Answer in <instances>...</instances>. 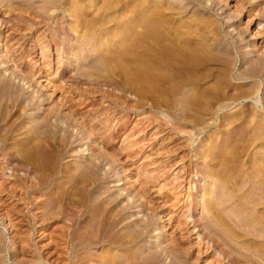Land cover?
<instances>
[{
    "label": "rangeland",
    "instance_id": "rangeland-1",
    "mask_svg": "<svg viewBox=\"0 0 264 264\" xmlns=\"http://www.w3.org/2000/svg\"><path fill=\"white\" fill-rule=\"evenodd\" d=\"M63 1L0 0V60H5V56L7 58L5 63H0V77L6 76L20 89L17 94L21 96V106L13 107L12 110L6 107L5 99L1 101L5 105H0V126L13 132L10 153L15 162L33 160L38 163V167L43 168L42 173L47 174L46 177L59 169L53 182L50 181V190L29 192L25 197L22 196V188L27 186L28 181L15 178L16 190L14 196H10L6 187L8 182L3 177L8 169L0 170V178L6 180L0 184V264H65L66 255L59 259L50 252L52 249L47 246L46 226L41 227V220L32 218L33 212L38 213L34 204L42 201L46 205L48 201L56 200L53 198L55 195L59 200L55 204L56 209L63 208L65 203L74 210H80L78 220H60V224L70 226L72 234L69 237L73 249H79L78 257L89 256L94 262L107 264L104 260L111 253L121 264H127L123 257L139 251L138 258H133L137 262L139 257L152 251L143 245L148 240L163 252L162 257L165 259H161L162 262L176 258L169 248L178 243L177 248L182 250V254H179L184 261L179 264H204L206 259L209 262L214 260L217 251L206 252L202 244H197V234H193L192 229L193 224H198L208 237L213 235L218 240L226 229L229 233L231 229L241 232H235V237L226 234L223 238L230 241L232 252L237 258L244 261L249 256L248 263L258 264V255L250 253V248L254 249L252 243L248 245L247 236L236 225H243L239 222L243 215L250 217L255 209H261V205L253 204L255 202L246 196L251 191L248 181L253 178L248 175L254 169L253 162L260 161L264 153V138L254 139L256 141L253 140V143L250 141L257 133L256 127L264 125V108L263 112L256 111L252 100L246 97L258 92L264 104V68L262 73L256 74L248 62L249 56L254 61H262L264 66V0H201L203 3H212L214 8L209 10L199 3H189V0H171L186 5L183 19L196 17L204 21L200 22L202 27L197 25L201 28V34H204V38L198 41L213 46L204 52L205 60L201 59L198 66L190 70L191 76H195L196 80L199 77L200 80L197 82L190 76L189 82L178 86L177 98L190 92L196 82L208 89L209 93L208 97H203L195 108L188 109L183 115L175 110L183 106L177 98L157 101L153 77L150 83L128 84L122 80L124 68L121 66L129 65L130 59L128 62L127 58H133V51L128 50L127 53L121 49L133 36L128 35L126 28H119L123 32L121 36L109 34V29L119 24L117 21H107L112 17L111 14L114 17L122 14L120 5L110 9L105 4L107 0ZM128 2L132 4L133 0L126 4ZM144 2L146 4L143 6L149 2L154 7V0ZM70 9L80 10V13L76 14L75 11L69 15ZM94 18L98 19L94 26L83 24V21L91 22ZM117 18L120 20V16ZM247 22L248 26L245 25ZM258 22H261L263 29L261 34L254 36ZM234 40H237V44L233 43ZM42 46L50 52L41 53ZM55 47H60V51L55 53ZM134 51L140 57H149L148 50ZM57 57H60L61 62L56 64ZM150 61L152 65L154 61ZM132 66L135 65L132 63ZM212 89L222 90L224 97L231 98L229 102H236L217 114L213 113L218 98L215 93L211 94L214 92ZM244 96L245 99L240 102L239 99ZM71 108H78L82 117L77 115L72 119L69 114ZM49 113L50 121L57 123V133L50 135L54 140L52 142L61 141L66 135L65 130H68V138L64 144L60 142L63 144L61 149L49 144L32 148V144L25 139L26 133ZM20 126L22 128L17 129ZM82 164H97L93 179L88 175L89 179L85 177L86 180L75 181L72 178L71 175L78 173V167ZM230 192L235 194L233 197L237 195L234 200L240 201L236 204L233 199V202L229 198L228 201ZM37 194L40 197L38 199ZM191 197L202 199L199 205L197 202L192 203L190 208L194 223L180 216L181 211H187L184 206ZM206 201L214 202L211 206L215 205L219 209L224 224L211 221V211L208 209L211 206ZM239 202L245 205L244 210L232 209ZM111 208L115 213L122 210L125 217V226H117L116 234L139 228L147 219L152 222V230L131 246L108 245L98 237L85 242L82 237L86 229L90 228L92 234L99 235L100 230L107 228L106 225L104 228L99 226V222L106 210ZM258 211L254 215L257 216ZM82 223L85 226L82 227ZM207 224L213 225L212 230ZM242 245L249 246V249ZM168 251L170 254H167ZM208 261L205 264H213Z\"/></svg>",
    "mask_w": 264,
    "mask_h": 264
},
{
    "label": "bare ground",
    "instance_id": "bare-ground-1",
    "mask_svg": "<svg viewBox=\"0 0 264 264\" xmlns=\"http://www.w3.org/2000/svg\"><path fill=\"white\" fill-rule=\"evenodd\" d=\"M48 1L50 2V1H56V0H48ZM60 1H62V0H58V2H60ZM64 1H66V0H64ZM77 1L78 0H69V2H71V3H73V2L77 3ZM127 1H129V0H107V2H105V4L110 9L112 7H113L112 9H114V6H117V5H120V9H122V12L120 11L122 14L118 15V16H120V20L117 18L118 16L114 17L113 14H111L109 12L112 17L109 18L107 21L110 22V23L111 22L114 23V22L117 21L116 22L117 25L119 24L116 28H113L112 30L109 29V34L110 33L111 34L112 33L113 34H118V35L120 34V36H121V35H123V32L119 31L120 30L119 28H126L128 30V35L132 34L131 36H133L132 38L130 37L131 38L130 42H128L125 46L122 45L123 49H121V50H125V52L127 51V53H128V50H130V51L132 50L133 51V53H132L133 54L132 55L133 58L132 57L131 58H127L128 62H129V59H130V62L128 63L129 65L126 66L127 65L126 64L125 65L126 67L121 66V67L124 68L123 69V72H124L123 75L124 76L122 75L124 78H122V80H124L128 84H133V83L139 84L138 82H140V83L141 82L142 83H144V82L150 83L153 80V79L151 80V77H153L154 78V97L157 99V101H159V102H164L166 100L167 101L168 100L172 101L173 99L177 98V94L179 93V89H180L178 87L179 84H182L183 82H186V81L187 82L190 81L189 78L191 76V74H190V70H192L191 68L193 66H195V67L198 66L197 63L201 59H203V57L206 58V56H204V55H206L205 54L206 51H209L210 49L213 48V46L211 44H207L206 43V45H205V44H201L202 42L198 41V39L204 38V36H202L203 33L201 34L202 31H201V28H200V27H202L200 22L204 23V21H201L200 18L196 19V17L195 18L191 17L188 20L183 19L184 15H182V14H184V12L186 11V5L182 4V2H180V1H172L171 2V0H168V1L167 0H154V7H152L149 4V2H147V4H148L147 6L145 5L146 7L143 6L144 4H146L144 2V0L143 1H141V0H135L134 1L133 0L132 4L129 3V2H128V4H126ZM169 1H170V3H169ZM89 2H90V0H89ZM189 3H192V4L199 3L200 5L204 6L203 7L204 9H208V10H209V8L210 9L214 8V6H212V3L208 4L207 1L203 3L201 0H189ZM105 4H103V5H105ZM75 11L77 12L76 14L80 13V10L70 9V14L69 15L74 14L73 12H75ZM118 12H119V10H118ZM260 13H262V12H260ZM106 19H107V17H106ZM97 21H98V19L94 18V20H91V22L83 21V24L84 25H89V26L90 25L94 26ZM258 24L259 25L255 28V31H254V34H253L254 36H257L258 34H261V30L263 29L262 28L263 26H262L261 22H258ZM197 25H199L200 27H198ZM221 25H223V23H221ZM221 25L219 24V26H218L219 29L221 28ZM245 25L248 26V22ZM206 26L207 25H205V27ZM62 32H63V30H62ZM77 32L75 31V33H77ZM233 43L237 44V40H234ZM44 47L42 46L41 53H46L47 52V54H48V52H50V51L46 50L47 48H44ZM59 48L55 47V49H56L55 53L60 51ZM138 49L148 50L150 52V53H147V55L149 57L148 58H143V57L138 56L137 53L134 51V50H138ZM263 49H264V45H263ZM59 53H61V52H59ZM123 55H122V57L125 58L124 57L125 55L124 56ZM117 57H119V56H117ZM59 58L58 57L56 58V64L60 61ZM205 58L203 60H205ZM248 58H249L248 62L250 64L251 70L253 69L254 73H256V74L262 73L263 72V68H264L262 61L259 62V61H256V59L254 61V59L252 58L253 59L252 60L249 56H248ZM4 59L5 60H3V61L0 60V63H5L7 61L6 56H5ZM150 60H153L154 64L152 63V65H150L151 64ZM258 60H260V59H258ZM120 61H121V59H120ZM130 63H131V66H132V63L135 66L131 67ZM47 65H49V64H47ZM55 71L57 72L58 70L56 69ZM249 73H251V72H249ZM242 76H244V78H246V77L248 78V76H246L244 74H242ZM192 77L193 76H191V78ZM194 77H193V79H194ZM194 80H196V79H194ZM198 80H200L199 77H198V79L196 81L198 82ZM197 82L195 83V85L193 86V88L191 89L190 92L188 91L187 93H184V91H183L184 96L181 93V95L183 97L182 98H177V100L180 101L183 106L181 108L179 107V109L175 108V110H178V112L181 115L186 113L188 111V109H193V107L198 103V101H202L201 99L209 94L207 92L208 89L207 90L204 89L202 87V85L200 83H197ZM70 85H72V83ZM73 85H74V82H73ZM19 90H18V87H15L14 84H12L6 78V76L0 77V105H5L6 104V107L7 108L9 107L10 110H12L13 107L19 108L21 106V96L19 94H17V91H19ZM212 93H215L214 95L218 98V102L216 100V102H217L216 107H215L214 110H212L213 113H215V114H217L218 111L224 110L227 107H229L232 103L236 102V100H232V102H229L231 100V98L229 99V96L226 97V95L224 97V94H223L224 92H222V90L220 91V89L219 90L216 89L214 92H211V94ZM230 97H232V95ZM246 98H249V99L252 100L253 108L256 111L260 110L261 112H263L264 104H263V102L261 100V97L259 98L258 92L254 96H248ZM3 99L6 100L5 101L6 103L4 102L5 104H2ZM243 99H245V96H244V98L239 99V101L241 102V100H243ZM30 101L32 103L33 99H31ZM31 103L28 104L29 107H30ZM81 103L82 102H80L79 104H81ZM174 104H176V103H174ZM75 105H77V104H75ZM1 108L3 109V106ZM196 109H198V108H196ZM69 114H70V116H72L71 117L72 119H75L74 118L75 116H77V115L79 116L80 115L78 113V108L77 109L71 108V111H70ZM81 115H80V117H82ZM49 116H50V113L46 114L44 119H43V121L41 123H39L38 125L34 126L31 129H29V133L26 131L27 133H26V138L25 139L27 140L28 143L32 144V148L33 147L35 149L37 147L42 148L46 144H49V146H54L55 145L54 147L55 148H59V149L63 148V144H64L63 142L68 138V130H65L66 135L64 136V138L61 139L63 144L60 143L61 141H59V140H58L59 142L55 141V144H54L52 142V141H54L52 139V136L54 134H52V133H55V134L57 133V130H56L57 129V123L51 122ZM23 120H24V117H23ZM258 125L259 124H257V126ZM20 128H22V126L18 127L17 129H20ZM65 128H66V126H65ZM256 128H257V133H255L256 135L252 134L253 137H251V140H250L252 143H253L254 139L258 140L257 138H260V139L264 138V125L261 124V125H259ZM66 129H68V128H66ZM92 129H93V127H92ZM51 134H52V136H50ZM12 138H13V132L11 130L5 129L3 126H0V162H1V165H2V167L0 166V170L8 169L7 172L3 173L5 175L3 177H6L5 179L8 182V185L6 187H7L8 191H10L9 195L10 196H12V195L14 196V192L16 190L15 189L16 183L14 182L15 178L26 179L28 181L27 186H25V187L22 186L23 188L21 187L23 189V192H22L23 195L21 194L22 196L26 195L29 192H41L42 190L47 189L48 187H50L51 186V184H50L51 182L50 181L53 180L54 175L56 174V171L59 170V169H57V170L55 169L54 172L52 170L53 173H51V175L46 177L47 174L45 173L46 175H43V173H42L43 172V170H42L43 168L41 169L40 167H38L36 165L38 163L33 162V160L32 161H26V162L24 161V163L23 162L18 163L19 161L15 162L13 154L10 153L11 152V148L13 147L12 146L13 143L10 142V139H12ZM256 140H254V141H256ZM19 141H21V140H19ZM40 146H42V147H40ZM262 152H264V151H262ZM262 154H263V156L262 157L259 156L260 158L256 156L257 158H259L260 161H254L255 163L253 162L254 169L252 168V172L249 173V175H248V177L251 176L253 178L251 181H248L251 184V187H250L251 191L248 194L246 193L248 195V197L246 196V198L249 199L250 201L255 202L253 204L261 205V207H260L261 209H259V211L257 209H255V211H258L257 214L260 215V216H258V215L256 216V214L254 215L255 211L253 210L254 213L252 214L250 212L251 213L250 217H245L243 215V217L239 218V222H241V224H243L241 226L242 227L244 226V228H242L240 225L239 226L236 225V226L240 230L243 231V233H242L243 235L247 236L248 239H246V240H247V242H249L248 245L252 243L251 247H253L254 249L252 250V248H250L251 249L250 253L254 254V255H258L257 256V257H259L258 261L260 259V261L261 260L263 261V262L261 261V264L262 263L264 264V153H262ZM97 167H98L97 164H92V165H90V164H82V165H80V167H78V169H79L78 173H74L71 176H72V178L75 181L82 180V179L86 180V178H88L87 175L91 176L89 178H92L93 174L97 173V171H96L97 169H95ZM0 172H2V171H0ZM88 173H90L92 175H90ZM1 179H3V180H1ZM6 180H4V178H0V181H2V182H0V184L4 183ZM245 181H247V180H245ZM223 182H225V181H223ZM91 183H93V182H91ZM3 185H2V187H3ZM229 186H231V185H229ZM1 191H3V190L1 189ZM60 192H62V191H60ZM216 193L217 192H215V194ZM232 195H235V194H232V192H230V197L226 196L227 199L229 198L231 200V199L237 197V195H236V197L235 196L233 197ZM28 196H30V195L28 194ZM24 197H22V198H24ZM34 197L35 196H33V198ZM36 197L38 199L39 195L37 194ZM54 197L56 198V200L51 198L52 200L50 199L51 200L50 203L48 201L46 203V205H44V203L42 201L34 204L36 206V208L38 209V211H37L38 213L36 214V213L33 212V215H32V218L34 220H36V221L37 220H41L39 222L40 223L39 225L41 227L44 228L46 226L45 228H47L46 230L48 231L46 233L47 234V240H48L47 246L49 245V248L52 249V251H50L52 253V255H57V257L59 259H62V257H64L66 255L67 256V258H66L67 262L65 261V264H90V263L99 264L97 261L94 262V260L92 258H90L89 256H88V258L85 257V256L78 257L77 251H79V249L78 250L77 249L74 250L73 246H72L73 243L70 240V237H71V234H72V232L69 231L70 230L69 229L70 226L68 224H67V226L63 225L62 223L60 224V220L63 219L62 221H64V219H66V218L68 220H70V221L71 220L73 221L74 218H75V220H76V218L78 220V218L80 216L79 215L80 214V210L79 211L77 209L74 210L71 207H68V205H66L65 203L63 205V208L61 207V209H59V208L56 209L55 208V204L59 200H58V197H56V195L53 196V198ZM229 199H228V201H229ZM199 200L201 201L202 199L191 197L189 202L187 201L188 203H185V206H184V207L187 208V211H184V210L181 211L180 212V216L183 215L186 218L185 220L191 219L192 215H190V208L193 205L192 203H196L197 202V205H199L200 204ZM238 200H236V199L234 200L233 199V201H235L234 204H236V202ZM246 201H248V200H246ZM101 203H98V204H101ZM206 203H208V205L210 204V206H211L212 201H211V203H210V201H206ZM42 205H44V206H42ZM243 205H242L241 202H239L238 205L235 206L236 208L233 207L232 209H234V210H239L240 209V211H241L243 209ZM96 207H98V206H96ZM194 207L196 208L195 205H194ZM244 207H245V205H244ZM254 208H256V207H254ZM208 209H209V211H211V213H210L211 214L210 217L212 218L211 221H215L216 224H218V223H220L221 225L224 224L222 222V221H224L223 220L224 217H221L219 209L215 205L209 207ZM246 209L247 208H245V211H246ZM97 210H99V208H97ZM191 210H193V209H191ZM260 210H261V212H260ZM105 213H106L105 216L102 217L103 219L99 222V226L104 228L105 225H106L107 228L105 230L102 229L103 231L100 230L99 235L94 234V233L92 234L89 231L90 228H89V230L86 229L85 233H84V236L82 234V236H83L82 238L84 239L85 242L87 240L91 241L93 238L98 237L101 240L103 239L105 244L107 243L108 245L117 246L119 244V246H131V245L136 244V241L138 242V240H140L144 235L145 236L148 235L150 233V231L152 230L151 229L152 222L149 221V219H147V221H145L144 224H142L139 228L135 227V228L131 229L130 231H127V233H125V234L124 233L123 234L121 233V235L116 234L117 232H116L115 228L117 226L118 227L119 226L120 227L125 226L124 225L125 224L124 223V220H125L124 218L125 217H123L122 210L115 213L114 211H112V208H111V209H107ZM247 213H249V212L247 211ZM81 215H83V213ZM207 217H209V216H207ZM7 219L9 221V218H7ZM178 219H180V218H178ZM193 220L194 219L192 218L189 221H192L194 223ZM211 221H210V223H211ZM30 222H31V220H30ZM80 225L82 227L85 226L83 223L80 224ZM208 225L210 226V224H207V226ZM126 226H128V223H127ZM212 226H210L211 230L213 228ZM245 226H249V227L245 228ZM210 227H208V229ZM223 228H224V226H223ZM226 228H228V226ZM226 230L228 231V229H226ZM101 231H102V233H101ZM227 231L224 230L225 233L223 235L227 234L226 236H229V235H233L234 236L235 232H237V234L239 232L236 229H231L230 233H229V231L228 232ZM192 232H193V234H197V241L198 242L197 241L196 242L199 245L202 244L203 247H204V250H206V252L207 251L208 252L217 251V253L215 252V255L217 254V256H216V258H214V260L213 259L210 260V258H209L210 262H213V264L214 263L215 264H226V263H228V264H245V263L250 264V262L248 263V261H250V259L247 258L249 256L246 257V260L242 261V260H240L239 258H237L233 254L234 251L232 252V250H233L232 249L233 248L232 244H230V241L228 242V240L223 238V235L221 237L219 235V237H220L219 240L216 239V237L214 238L213 235H209V237H208V234H206L204 232V230L201 231L199 229L198 224L197 225L193 224ZM239 233H241V232H239ZM239 235H241V234H239ZM243 237L245 238V236H243ZM259 238H263V239H259ZM235 241H237V240H235ZM88 242L89 241H87V243ZM175 244L176 245H174V244L170 245L169 249H170V252L176 258L174 257L175 259H170L168 262H162L161 259H163V257H162V255H164V254H162L163 252L158 250V247H157L156 244L148 242V240L143 245L147 246L148 250L151 249L152 251L148 252V250H147L148 253L145 254L144 256L139 257L140 259H138L139 261H137V262H134L135 260H133V258H136L139 255V251H138V253L137 252H133L131 254H127L126 256L124 255L125 257H123V261L125 260V262H127V264H179V262H184V261H182V259H183L182 256H180L182 254L181 253L182 250L177 248V244L178 243H175ZM240 244H242V243H240ZM245 244L247 245V243H245ZM253 244L254 245L256 244V245L254 246ZM108 245H106V246H108ZM246 245H242V246L247 248ZM249 246H248L247 249H249ZM199 247H197V248L199 249ZM110 248H112V247H110ZM247 249H245V250L247 251ZM245 250H244V252H246ZM86 252H88V251H86ZM170 252L167 253V254H170ZM179 253H181V254H179ZM184 253H186V252H184ZM248 253H249V251H248ZM251 254H250V256H251ZM197 257H198V255H197ZM116 258L117 257L115 255L113 256L110 253V255L104 261L107 264H121L122 262L120 263V261L117 260L118 258L117 259ZM204 260H205V258H204ZM206 260H205V262L208 261V260L207 261ZM260 261H259V263H260ZM205 262H204V264H205ZM255 262L257 263V260ZM46 263H47V261H46Z\"/></svg>",
    "mask_w": 264,
    "mask_h": 264
}]
</instances>
